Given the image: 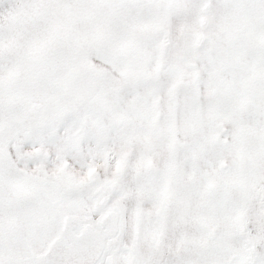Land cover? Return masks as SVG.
Here are the masks:
<instances>
[{"label":"snow or ice","instance_id":"6c2138e0","mask_svg":"<svg viewBox=\"0 0 264 264\" xmlns=\"http://www.w3.org/2000/svg\"><path fill=\"white\" fill-rule=\"evenodd\" d=\"M0 264H264V0H0Z\"/></svg>","mask_w":264,"mask_h":264}]
</instances>
